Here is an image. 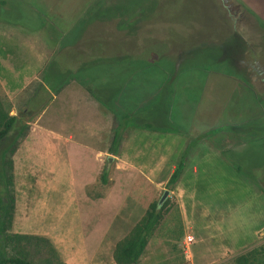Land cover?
<instances>
[{
    "label": "rangeland",
    "instance_id": "rangeland-1",
    "mask_svg": "<svg viewBox=\"0 0 264 264\" xmlns=\"http://www.w3.org/2000/svg\"><path fill=\"white\" fill-rule=\"evenodd\" d=\"M93 44L100 53L88 66L52 87L64 80L92 87L113 107L114 126L125 121L123 135L137 127L138 150L149 143V173L155 160L166 166L152 180L142 165L110 172L105 196L81 194L69 213L57 207L68 202L66 187L50 185L43 215L19 190L11 232L48 238L63 264H116V244L170 191L139 264H235L264 246V0H0L3 107L17 115L52 62L70 70L76 52L89 55ZM183 158L188 172L171 187ZM115 162L105 158L110 171ZM204 163L220 171L203 172ZM229 164L235 185L226 189ZM55 209L76 221L56 223Z\"/></svg>",
    "mask_w": 264,
    "mask_h": 264
},
{
    "label": "crops",
    "instance_id": "crops-1",
    "mask_svg": "<svg viewBox=\"0 0 264 264\" xmlns=\"http://www.w3.org/2000/svg\"><path fill=\"white\" fill-rule=\"evenodd\" d=\"M52 95L46 109L21 139L13 157L16 199L19 200L18 191L24 190L30 205L43 207L37 212L33 209L35 214L43 215L47 205V192L52 184L55 189L66 187L68 202L63 200L57 207L66 206L69 213L81 194L85 198L88 197L87 190L96 184L104 168L108 167L110 170L109 164L105 166V158L110 162L117 160L110 171L114 176L130 174L137 166L142 165L146 169L143 173L148 180H152L159 167L162 170L166 166L163 161L155 160L153 167L156 171L149 173V143L144 151L137 149L134 135L137 127L129 128L132 130L125 133L126 137L123 135L121 146L116 153L110 152L112 133L116 128L114 113L97 101L82 84L72 82L52 91ZM214 154L213 152L212 155ZM87 156L94 159L93 166L84 161ZM120 156L125 158L124 167L118 162ZM161 157L167 155L162 154ZM76 161L79 162L78 165L75 164ZM203 165L202 171L209 169L212 175H216L214 171L219 170L216 165ZM229 167L231 171L222 169V177L223 173L227 175L226 189L235 185L232 164H229ZM175 169L176 166L173 167L172 174ZM186 172L187 168L184 174ZM192 172L200 173V168L194 167ZM59 211L55 209L56 223H59L62 217L76 221L75 215L68 214L71 215L68 218V215L63 216ZM179 211L184 221V212L181 209Z\"/></svg>",
    "mask_w": 264,
    "mask_h": 264
},
{
    "label": "trees",
    "instance_id": "trees-1",
    "mask_svg": "<svg viewBox=\"0 0 264 264\" xmlns=\"http://www.w3.org/2000/svg\"><path fill=\"white\" fill-rule=\"evenodd\" d=\"M89 55L80 53L76 49L78 63L67 70L63 65L55 62L50 64L51 71L48 77L36 87V90L28 99L26 106L17 115H11L0 101V264H63L59 259L53 243L44 236L12 233V225L16 210V189L14 175L13 157L17 151L20 141L31 129V123L43 113L52 100V91H57L58 87H52L54 80L58 82L64 79V75L69 77L78 76L79 72L86 68L88 61L97 53L98 44L90 45ZM72 50H74L72 48ZM101 56V55H100ZM98 56V57H100ZM96 57L95 59H98ZM100 58L103 59L101 56ZM81 59V60H80ZM99 60V59H98ZM105 62V60L103 61ZM53 63L56 66L53 71ZM86 65V66H84ZM69 71V72H68ZM78 74H77V73ZM92 79L93 77L90 76ZM66 83V80H64ZM64 82L59 85L63 87ZM58 86V85H57ZM59 88V89H60ZM90 93L99 100L103 106L106 104V98H99L95 95L93 88H89ZM104 101V102H103ZM112 111L113 107H110ZM111 110H109L111 112ZM125 121L121 122L112 133V142L110 152L116 153L121 146L123 138V128ZM146 127L152 128L149 123ZM126 137V134H124ZM124 137V138H125ZM186 168L185 159H181L174 173L172 174L169 185L175 187L182 178ZM110 184V170L105 167L96 184L87 190L88 196L92 199H100L105 196L106 187ZM169 211V201L163 204L153 202L145 212L143 218L134 226L131 232L115 247L113 258L116 264H139L146 253L149 241L156 232L157 228L163 222ZM180 213V211H179ZM180 215V224L184 227L182 216ZM180 225V226H181ZM181 226V228H183ZM183 233V229H181ZM181 233V236H182ZM235 264H264V246L254 248L235 259Z\"/></svg>",
    "mask_w": 264,
    "mask_h": 264
},
{
    "label": "built area",
    "instance_id": "built-area-1",
    "mask_svg": "<svg viewBox=\"0 0 264 264\" xmlns=\"http://www.w3.org/2000/svg\"><path fill=\"white\" fill-rule=\"evenodd\" d=\"M193 241H194V237L192 236H187L185 238V243H186V247L188 248V250Z\"/></svg>",
    "mask_w": 264,
    "mask_h": 264
},
{
    "label": "water",
    "instance_id": "water-1",
    "mask_svg": "<svg viewBox=\"0 0 264 264\" xmlns=\"http://www.w3.org/2000/svg\"><path fill=\"white\" fill-rule=\"evenodd\" d=\"M170 191H165L162 199L160 200V204H163L164 201L169 197Z\"/></svg>",
    "mask_w": 264,
    "mask_h": 264
}]
</instances>
